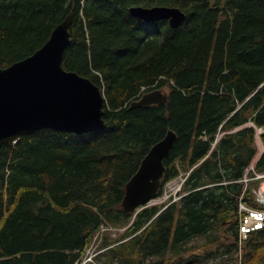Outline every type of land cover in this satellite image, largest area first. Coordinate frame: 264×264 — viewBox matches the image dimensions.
I'll return each instance as SVG.
<instances>
[{"label": "trees", "instance_id": "1", "mask_svg": "<svg viewBox=\"0 0 264 264\" xmlns=\"http://www.w3.org/2000/svg\"><path fill=\"white\" fill-rule=\"evenodd\" d=\"M135 5L187 18L147 23ZM70 12L63 66L103 90L107 125L0 146V264H83L102 225L124 230L104 233L100 264H239L236 196L264 128V0H0V66L35 52ZM156 88L165 103L131 105ZM169 130L178 138L160 195L183 174L182 197L125 211L127 182ZM258 186L247 189L253 205ZM241 264H264V228L249 234Z\"/></svg>", "mask_w": 264, "mask_h": 264}, {"label": "water", "instance_id": "2", "mask_svg": "<svg viewBox=\"0 0 264 264\" xmlns=\"http://www.w3.org/2000/svg\"><path fill=\"white\" fill-rule=\"evenodd\" d=\"M129 11L147 23L169 20L174 28L187 18L177 6L135 5ZM71 25L69 13L35 52L9 66H0V146L23 133L45 128L83 134L106 127L105 96L100 86L63 66L65 50L71 43ZM168 98L167 91L156 88L131 105L163 104ZM177 138V133L169 130L145 155L127 182L122 200L125 211L133 212L159 196L166 170L164 159Z\"/></svg>", "mask_w": 264, "mask_h": 264}, {"label": "built area", "instance_id": "3", "mask_svg": "<svg viewBox=\"0 0 264 264\" xmlns=\"http://www.w3.org/2000/svg\"><path fill=\"white\" fill-rule=\"evenodd\" d=\"M262 177H264V172H257L254 177L245 175V177L242 179V181L245 182L246 186L239 196V209L241 213H243L241 228L239 231L240 247L242 246L244 240L248 238V234L251 230L264 226V189L259 188L258 190L253 191L254 199L259 206L254 207L252 205H249L245 200V190L247 188L249 180ZM104 230L105 228L103 227L102 231Z\"/></svg>", "mask_w": 264, "mask_h": 264}, {"label": "rangeland", "instance_id": "4", "mask_svg": "<svg viewBox=\"0 0 264 264\" xmlns=\"http://www.w3.org/2000/svg\"><path fill=\"white\" fill-rule=\"evenodd\" d=\"M260 133H261L260 130H258V132H257L258 154H257V156H255L251 166H255L256 161L258 160L260 154L264 150V144H263V141H262V139L260 137ZM179 184H180V177H178V178L172 180L171 182L167 183L166 186L163 189L162 195L159 196L158 198L152 200L150 204H158V203L166 202V201H168V200H170L172 198H174V199L178 198L179 193L177 191V187H178ZM121 232H123V229L112 230L111 233H110V236L112 238H116ZM96 245H97V242L94 243L91 246V248L88 250V252H87L88 259L91 258V257H89L91 254L93 256L94 253L96 252V250H97V246ZM225 259L226 260H222L221 261V256L214 257V258L209 260L208 264H224L226 262H230L231 263V260H228L227 258H225Z\"/></svg>", "mask_w": 264, "mask_h": 264}, {"label": "bare ground", "instance_id": "5", "mask_svg": "<svg viewBox=\"0 0 264 264\" xmlns=\"http://www.w3.org/2000/svg\"><path fill=\"white\" fill-rule=\"evenodd\" d=\"M180 8V7H179ZM72 14V21H73V12H70ZM170 23V22H169ZM87 264V263H86Z\"/></svg>", "mask_w": 264, "mask_h": 264}]
</instances>
